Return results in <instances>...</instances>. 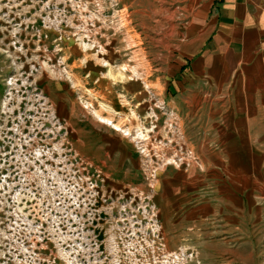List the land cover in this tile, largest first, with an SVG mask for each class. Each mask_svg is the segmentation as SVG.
<instances>
[{
    "label": "rangeland",
    "instance_id": "obj_1",
    "mask_svg": "<svg viewBox=\"0 0 264 264\" xmlns=\"http://www.w3.org/2000/svg\"><path fill=\"white\" fill-rule=\"evenodd\" d=\"M189 2L0 0V264H264V184L127 117Z\"/></svg>",
    "mask_w": 264,
    "mask_h": 264
},
{
    "label": "crops",
    "instance_id": "obj_2",
    "mask_svg": "<svg viewBox=\"0 0 264 264\" xmlns=\"http://www.w3.org/2000/svg\"><path fill=\"white\" fill-rule=\"evenodd\" d=\"M187 10L170 67L144 80L153 98L143 87L129 96L128 120L162 129L187 172L264 184V0H190Z\"/></svg>",
    "mask_w": 264,
    "mask_h": 264
},
{
    "label": "bare ground",
    "instance_id": "obj_3",
    "mask_svg": "<svg viewBox=\"0 0 264 264\" xmlns=\"http://www.w3.org/2000/svg\"><path fill=\"white\" fill-rule=\"evenodd\" d=\"M140 133H142V132H140ZM140 136H144V134L142 133V134H139Z\"/></svg>",
    "mask_w": 264,
    "mask_h": 264
}]
</instances>
